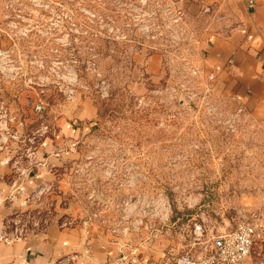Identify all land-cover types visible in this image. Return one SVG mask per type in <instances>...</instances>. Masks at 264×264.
<instances>
[{"label": "rangeland", "instance_id": "obj_1", "mask_svg": "<svg viewBox=\"0 0 264 264\" xmlns=\"http://www.w3.org/2000/svg\"><path fill=\"white\" fill-rule=\"evenodd\" d=\"M194 24L180 0H0V150L26 161L47 139L65 158L0 237L47 219L170 255L196 223L264 224V127Z\"/></svg>", "mask_w": 264, "mask_h": 264}, {"label": "crops", "instance_id": "obj_2", "mask_svg": "<svg viewBox=\"0 0 264 264\" xmlns=\"http://www.w3.org/2000/svg\"><path fill=\"white\" fill-rule=\"evenodd\" d=\"M180 1L203 39L204 64L264 127V0ZM56 136L60 139L59 132ZM49 146L44 139L26 161L11 162L0 150V220L20 209L40 183L50 180L53 168L64 163L61 156L51 157ZM258 249L255 246L254 252L261 254ZM167 256L159 247L137 246L102 231L58 222L26 238L0 240V264H55L71 257L72 264H159ZM242 264H264V256L254 255Z\"/></svg>", "mask_w": 264, "mask_h": 264}, {"label": "built area", "instance_id": "obj_3", "mask_svg": "<svg viewBox=\"0 0 264 264\" xmlns=\"http://www.w3.org/2000/svg\"><path fill=\"white\" fill-rule=\"evenodd\" d=\"M250 6H253V1H250ZM260 221V213L254 212L251 218L237 222L234 228L217 233L196 223L197 248L171 253L159 264H241L252 254L257 240L261 238L264 241V224ZM48 224L46 219L42 227L47 228ZM67 224L62 223V227ZM17 225L9 235H1L0 240H19L32 234L27 228ZM72 259L62 258L55 264H72Z\"/></svg>", "mask_w": 264, "mask_h": 264}, {"label": "water", "instance_id": "obj_4", "mask_svg": "<svg viewBox=\"0 0 264 264\" xmlns=\"http://www.w3.org/2000/svg\"><path fill=\"white\" fill-rule=\"evenodd\" d=\"M3 223V220H0V224H2Z\"/></svg>", "mask_w": 264, "mask_h": 264}]
</instances>
